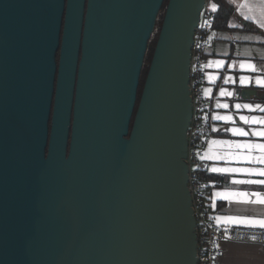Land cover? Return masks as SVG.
I'll return each instance as SVG.
<instances>
[{
    "label": "water",
    "instance_id": "water-1",
    "mask_svg": "<svg viewBox=\"0 0 264 264\" xmlns=\"http://www.w3.org/2000/svg\"><path fill=\"white\" fill-rule=\"evenodd\" d=\"M206 1L0 0V264H197L186 158Z\"/></svg>",
    "mask_w": 264,
    "mask_h": 264
},
{
    "label": "crops",
    "instance_id": "crops-1",
    "mask_svg": "<svg viewBox=\"0 0 264 264\" xmlns=\"http://www.w3.org/2000/svg\"><path fill=\"white\" fill-rule=\"evenodd\" d=\"M230 6L227 19L212 29L209 34L211 39L204 53L203 80L202 89L210 91L205 94L211 98L210 107L204 116L205 121L210 124L212 134L205 139L204 157L207 164L206 173L210 180L207 183L209 194L206 206L215 213L216 221L223 226H239L261 228L257 226H246L235 223L228 217L233 218H250L255 220L264 219V204L255 202L264 198V184H234L233 179L237 180H264V176L258 174L249 175L246 173H218L212 172V168H257L264 169V164L255 161H248L241 158L231 157L229 159L217 158L219 154L225 152L239 151L244 156H261L264 152L253 150L250 153L246 149L229 148L226 145H213L212 140H231L235 142L264 143V137L252 136L247 137L233 136L225 129L231 127H243L245 131L259 130L264 131V124L259 121L264 120V112L259 109H236L234 105L252 104L264 107V87L256 85L255 78L264 79V27L260 26L259 20H247L244 17L251 15L246 9L242 10V5L252 3L253 0H224ZM213 5L216 7L213 8ZM212 11H218L220 5L217 0H210ZM259 17V12L256 13ZM223 60L225 63L222 67L210 64L211 61ZM252 63L256 66L257 71L253 72L247 68L241 69L240 62ZM209 76L215 77L210 80ZM241 76L250 77L247 86H241L239 78ZM231 77L227 83L225 78ZM226 92H232L233 96H221L220 89ZM246 90H254V94H248ZM239 94L238 98L235 95ZM228 104L229 107L217 108L216 105ZM232 116V121L215 120L213 116ZM241 115L255 118V122L244 124L239 119ZM215 129V131H214ZM248 193L246 197L234 195L235 193ZM216 193H224L228 196H218ZM260 193L259 197L252 195ZM205 196V197H206ZM219 217V219H217ZM264 229V228H261ZM224 254L219 264H264V248L255 243L240 242H222Z\"/></svg>",
    "mask_w": 264,
    "mask_h": 264
},
{
    "label": "built area",
    "instance_id": "built-area-1",
    "mask_svg": "<svg viewBox=\"0 0 264 264\" xmlns=\"http://www.w3.org/2000/svg\"><path fill=\"white\" fill-rule=\"evenodd\" d=\"M214 26V17L210 0L201 12L199 24L195 30L191 50L189 89L192 99V118L187 130L188 150L186 162L189 166L188 188L191 193L192 207L196 219L198 240L197 264H219L224 254L222 242L255 243L264 248V229L223 226L216 221L215 213L205 204L207 184L202 173L207 170L204 157V142L212 134L210 124L204 116L210 107L211 98L202 89L204 53L210 44V32ZM158 32L156 26L154 35ZM239 94L235 95L238 98Z\"/></svg>",
    "mask_w": 264,
    "mask_h": 264
},
{
    "label": "snow or ice",
    "instance_id": "snow-or-ice-1",
    "mask_svg": "<svg viewBox=\"0 0 264 264\" xmlns=\"http://www.w3.org/2000/svg\"><path fill=\"white\" fill-rule=\"evenodd\" d=\"M216 6L213 5V8H215ZM246 9L249 13H251V15H246L244 18L247 20H253L254 18L259 20L260 26L264 27V0H253L252 3H245L244 5H242V10ZM259 12V17L256 16V13ZM224 61L223 60H217V61H211L210 64H215L218 67H222L224 65ZM240 68L241 69H249L253 72L257 71L256 66L252 63H245L243 61L240 62ZM210 80L215 79V77L209 76ZM231 79V77H226L225 78V83L228 82V80ZM251 78L250 77H244L241 76L239 78V82L241 84V86H247L249 80ZM255 83L256 85H259L261 87H264V79H261L260 77H256L255 78ZM210 90L209 89H205V94H207ZM220 95L224 96H233L234 94L232 92H226L225 89L221 88L220 89ZM217 108H225L227 109L229 107L228 104H219L217 103L216 105ZM234 107L236 109H249L252 110L254 107L255 109H259L260 111L264 112V107H262L261 105H255L253 106L252 104H240V103H236L234 105ZM213 119L215 120H223V121H232V116H213ZM239 119L241 121H243L244 124H250L255 122V118H250L248 116H244L241 115L239 117ZM260 123L264 124V120L259 121ZM215 131V129H214ZM225 131L230 132L233 136H242V137H247L249 136V134L251 133L252 136H256V137H264V131H259V130H252L250 129L249 131H245V129L243 127H231L228 129H225ZM213 145H226L228 146L230 149L234 148L237 150L240 149H246L248 150V152L250 153L253 150H260L261 152H264V143H248V142H244V143H240V142H235V141H231V140H212L210 142ZM231 157H236V158H241L244 160H248V161H255L257 163H261L264 164V155L261 156H244L242 155L239 151L237 152H225V153H221L219 154V156L217 158L219 159H229ZM212 172H218V173H246L249 175H254V174H258L260 176H264V169H257V168H238V167H225V168H212L210 169ZM232 183L234 184H264V180H252V179H247V180H237V179H233ZM216 195L218 196H223L225 199L228 198V196L224 193H216ZM234 195H238L241 197H246L249 194L248 193H235ZM252 195H255L257 197H259L261 194L260 193H253ZM261 204H264V198L255 201ZM219 219V217L217 218ZM227 219L232 220L235 223H240V224H244L246 226H259L261 228H264V219H260V220H255V219H250V218H233V217H228Z\"/></svg>",
    "mask_w": 264,
    "mask_h": 264
},
{
    "label": "trees",
    "instance_id": "trees-1",
    "mask_svg": "<svg viewBox=\"0 0 264 264\" xmlns=\"http://www.w3.org/2000/svg\"><path fill=\"white\" fill-rule=\"evenodd\" d=\"M219 5H220V9L218 11H212L213 17H214V26L213 28L217 27V26H221V23L224 22L225 18L227 19V14L230 11V6L228 3H226L224 0H217ZM167 1L165 2L164 5H166ZM156 43V42H155ZM151 53V57H152ZM202 179L203 181L207 184L209 183V176L206 173H202ZM209 194V189H207L206 191V195ZM205 195V196H206ZM205 201H207V196L205 197Z\"/></svg>",
    "mask_w": 264,
    "mask_h": 264
},
{
    "label": "rangeland",
    "instance_id": "rangeland-1",
    "mask_svg": "<svg viewBox=\"0 0 264 264\" xmlns=\"http://www.w3.org/2000/svg\"><path fill=\"white\" fill-rule=\"evenodd\" d=\"M165 6L166 5H164V8H165ZM163 12H164V9L162 10V13L160 14V20L157 22L158 31H159V28H160V25H161V22H162ZM156 38H157V35L154 36V38L152 39V42L150 43L149 51H148L147 56H146V61H145V66H144V76H143L142 80H144V78H145V76L147 74V71H148V68H149V65H150V62H151V58H152L151 57V53H153V50H154V47H155Z\"/></svg>",
    "mask_w": 264,
    "mask_h": 264
},
{
    "label": "flooded vegetation",
    "instance_id": "flooded-vegetation-1",
    "mask_svg": "<svg viewBox=\"0 0 264 264\" xmlns=\"http://www.w3.org/2000/svg\"><path fill=\"white\" fill-rule=\"evenodd\" d=\"M143 76H144V68H143L142 73H141L140 85H139V88H138L137 104H138V101H139V98H140V94H141V91H142V88H143L144 80H145V78H144V80H142ZM137 104H136V106H137Z\"/></svg>",
    "mask_w": 264,
    "mask_h": 264
}]
</instances>
